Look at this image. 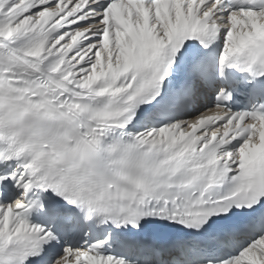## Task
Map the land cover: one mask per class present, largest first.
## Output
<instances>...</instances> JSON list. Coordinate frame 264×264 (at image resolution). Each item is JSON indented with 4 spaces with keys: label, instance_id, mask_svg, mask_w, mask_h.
I'll return each mask as SVG.
<instances>
[{
    "label": "snow or ice",
    "instance_id": "obj_1",
    "mask_svg": "<svg viewBox=\"0 0 264 264\" xmlns=\"http://www.w3.org/2000/svg\"><path fill=\"white\" fill-rule=\"evenodd\" d=\"M0 264H264V0H0Z\"/></svg>",
    "mask_w": 264,
    "mask_h": 264
}]
</instances>
